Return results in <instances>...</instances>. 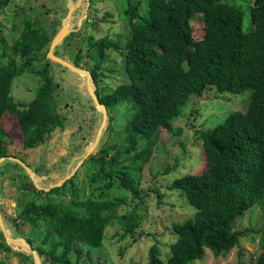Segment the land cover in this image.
<instances>
[{
    "label": "trees",
    "instance_id": "trees-1",
    "mask_svg": "<svg viewBox=\"0 0 264 264\" xmlns=\"http://www.w3.org/2000/svg\"><path fill=\"white\" fill-rule=\"evenodd\" d=\"M10 2L0 0V10ZM124 10L121 15L131 31L126 41L103 38L89 52L95 54L89 56L95 61L96 94L110 122L115 121L114 113L126 117L124 146H105L91 155L90 162L98 166L92 181L104 183V189L95 188L101 190L96 199L81 200L80 188L69 180L48 192L21 185L30 196L18 216L32 231L26 240L49 264H73V257L78 263L104 264L95 254L104 248L106 229L119 221L126 233L134 235L141 220L139 203L129 214L119 215L125 201L105 197L115 179L135 199L141 198L132 172L142 171L149 161L161 129L180 134L173 123L184 116L183 108L193 96L211 87L218 94L252 90L246 111L232 112L215 128L200 133L207 169L178 178L171 187L181 191L196 213L174 225L178 240L171 246V257L163 261L159 247L153 245L147 264H189L203 260L207 250L220 257L246 236L236 223L256 205L264 210V0L248 6L229 0H126ZM23 17L12 53H4L6 63L0 60V159L11 157L15 144L4 122L7 116L15 120L23 150L39 147L65 127L58 111V87L45 60L55 30L49 34L31 16ZM195 20L204 27L196 30ZM108 51L121 54L126 81L100 92L97 69ZM25 73L38 75L41 85L32 102L16 104L13 83ZM0 251L14 254L23 264H35L33 256L14 252L1 230ZM256 264H264V240Z\"/></svg>",
    "mask_w": 264,
    "mask_h": 264
},
{
    "label": "rangeland",
    "instance_id": "rangeland-1",
    "mask_svg": "<svg viewBox=\"0 0 264 264\" xmlns=\"http://www.w3.org/2000/svg\"><path fill=\"white\" fill-rule=\"evenodd\" d=\"M59 1L11 0L5 9L0 10V60L3 63H6L7 56L12 53V45L24 27L23 15L27 14L43 25L49 34L55 30L53 39L64 24L69 23L71 33L54 49V54L90 74L89 76L86 73L88 77L85 73L58 66V63L48 56L50 44L45 60L49 61L58 87L57 104L59 113L65 119L64 129L54 131L39 147L23 150L22 137L14 118L7 116L4 120L6 128L12 132L15 139L11 157L22 160L36 174L31 176L24 166L14 160L8 159L0 164V214L5 228L14 238H32L28 225L18 217L30 199L21 189V185L36 188L34 180L39 177L42 183L39 190H43L61 184L69 178V181L74 182V186L80 188L81 200L96 199L100 197L101 190L95 188L101 186L104 189V183L94 184L92 181L98 166L90 162L91 156L85 159L104 122L103 113L91 96V89L96 93L98 86L92 77L95 61L91 57L95 54L89 52L92 44L98 40L107 38L114 43L125 42L131 34L127 18L121 15L126 11V0H78V6L81 7L76 11L75 4L70 0L69 5L73 9L70 13L61 10L63 15L55 10V3ZM252 1L229 0V3L248 6ZM65 3L67 0H61L62 5ZM193 26L196 30L204 27L203 22L198 20H195ZM248 27L246 23L245 28ZM5 52L7 56L3 57ZM38 66L35 65V70ZM97 72L100 75V92L104 88L112 91L126 81L119 52L108 51ZM89 82L92 87H89ZM40 85L41 78L35 73H25L17 77L12 88L13 101L16 104H29L35 99ZM252 92L247 90L242 94H218L215 87H211L207 88L203 95L193 96L183 108L184 116L173 123L175 130H181L180 134L161 129L158 147L149 161L145 163L142 171L132 172L141 198L135 199L133 193L121 188L115 179L112 189L105 191V197L121 198L125 201L119 208V215L129 214L132 207L139 203L140 226L134 235L126 233L119 221L109 226L106 229L104 248L95 254V258L100 259L99 262L147 264L149 250L153 245L159 247L163 261L166 262L171 257V246L178 240L174 225L186 222L196 213L181 191L171 187L176 179L188 174L199 175L207 169L200 133L215 128L232 112L246 111ZM113 116L115 121L110 122L109 118L106 120L100 141L92 155L100 152L105 146L123 148V125L126 117L122 112L114 113ZM236 229L246 231V236L235 249L220 257L207 250L203 260L189 264H256L264 240V210L254 206L236 223ZM9 246L14 252L33 256L31 252H23ZM75 259L71 258L73 264H86L84 260L78 263ZM0 260H5L7 264H23L19 257L5 251H0ZM37 263L35 261V264ZM42 264L49 263L44 260Z\"/></svg>",
    "mask_w": 264,
    "mask_h": 264
},
{
    "label": "water",
    "instance_id": "water-1",
    "mask_svg": "<svg viewBox=\"0 0 264 264\" xmlns=\"http://www.w3.org/2000/svg\"><path fill=\"white\" fill-rule=\"evenodd\" d=\"M70 30L69 28H67V25L64 24L63 28L60 30V32L55 36V38L53 39L52 43H51V46H50V49H49V53H48V56L49 58H51L53 61H55L56 63H58V66H65L75 72H79V73H87L86 71H83L81 69H78L77 67H75L74 65H71L69 64L68 62H66L65 60H63L62 58H59L58 56H56L54 54V49H56L58 46H60L64 40L66 39V37L70 34ZM89 74V73H88ZM90 76V74H89ZM90 79L93 81V79L90 77ZM94 82V81H93ZM91 96L92 98L94 99V102L96 103V105L98 106V108L100 107V110L102 111L103 113V116H104V122L102 124V127L100 129V131L98 132L97 134V138H96V142L93 144V146L88 150L87 152V156L85 157L86 158H89L92 153L94 152L97 144L99 143L100 141V138H101V135H102V129L104 128V125L106 124V120L109 118V114H108V110L106 109V106L104 104H102L98 98V96L96 95L95 93V90L91 89ZM14 160L16 162H18L19 164H21L22 166H24L28 172H30L31 176H36V174L30 170L26 164L20 160V159H17L15 157H7V158H2L0 159V164L5 162L6 160ZM69 178H67L66 180H64L61 184H58L56 186H53L52 188H49V189H43L44 191L48 192L50 190H52L53 188H56V187H61L64 185L65 182L68 181ZM35 182V180H34ZM36 184V189H41L38 184L35 182ZM0 226H1V231L3 232L4 234V238L7 242L8 245H10V241H16V240H23L27 243V247L29 248L30 252L32 253L33 257H34V260L36 261L37 264H42V262L45 260L36 250H34V248L27 242L26 239H23V238H11L9 235H8V231L7 229L5 228L4 226V223H3V219H2V216L0 214Z\"/></svg>",
    "mask_w": 264,
    "mask_h": 264
},
{
    "label": "bare ground",
    "instance_id": "bare-ground-1",
    "mask_svg": "<svg viewBox=\"0 0 264 264\" xmlns=\"http://www.w3.org/2000/svg\"><path fill=\"white\" fill-rule=\"evenodd\" d=\"M66 25H67V28L70 27L69 23H66ZM87 74H85V76H88ZM85 86H86V84H85ZM89 87H92L91 82H89ZM35 182L38 184V186H42L41 179L39 177L35 178ZM8 235L11 238H13L12 235L9 232H8ZM10 245L16 250H21L23 252H30L29 248L27 247V243L25 241H23V240L10 241Z\"/></svg>",
    "mask_w": 264,
    "mask_h": 264
},
{
    "label": "flooded vegetation",
    "instance_id": "flooded-vegetation-1",
    "mask_svg": "<svg viewBox=\"0 0 264 264\" xmlns=\"http://www.w3.org/2000/svg\"><path fill=\"white\" fill-rule=\"evenodd\" d=\"M69 1L70 0H67V3H65L64 5H62L61 4V0L59 1V2H56L55 3V10H57L58 11V13L59 14H61V15H63V13L66 11L67 13H70V11L73 9V7L71 6V5H69ZM74 4H75V7H76V9H75V11L78 9V8H80L81 7V5L80 6H78V0L75 2V0H71ZM64 9H63V8ZM64 11V12H62V11ZM74 11V12H75ZM73 17V16H72Z\"/></svg>",
    "mask_w": 264,
    "mask_h": 264
}]
</instances>
